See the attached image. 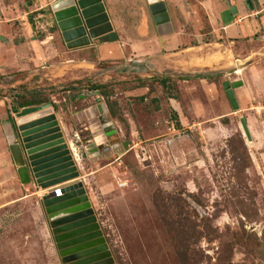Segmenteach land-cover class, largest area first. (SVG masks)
<instances>
[{"label":"rangeland","instance_id":"1","mask_svg":"<svg viewBox=\"0 0 264 264\" xmlns=\"http://www.w3.org/2000/svg\"><path fill=\"white\" fill-rule=\"evenodd\" d=\"M47 1L1 0L11 3L15 16L45 6L31 15L53 30ZM144 13L151 15L146 0ZM245 43L229 52L209 44L176 58L150 57L170 74L111 71L85 86L79 84L86 75L61 78L60 87L79 86L54 93L92 92L94 101L99 90L106 106L102 124L114 129L101 132L105 145L91 157L83 144L93 134L83 125L75 141L80 177L70 181L84 182L113 264H264V39ZM123 63L101 62L95 72ZM226 80L243 82L234 88L238 108ZM18 88L0 80V264H67L44 195L21 181L11 155L7 130ZM41 99L51 100L47 93ZM69 103L72 112L84 108L69 98L67 115Z\"/></svg>","mask_w":264,"mask_h":264},{"label":"crops","instance_id":"2","mask_svg":"<svg viewBox=\"0 0 264 264\" xmlns=\"http://www.w3.org/2000/svg\"><path fill=\"white\" fill-rule=\"evenodd\" d=\"M103 1L119 38L115 41L102 38L90 46L69 49L60 32L51 30L49 22L36 21V17L31 15L44 10L45 6L31 7L28 11L23 9L24 13L15 16L10 14L13 10L11 3L2 6L0 0V80L12 84L14 88L19 87L16 91L26 96L21 99L26 101L25 105L20 104L22 107L47 103L41 99L47 93L67 134L76 133L77 126L83 127L85 119L81 112L90 106L95 107L99 96L95 95L94 101H91L90 97L79 99L82 93L69 97L66 92L54 93L62 83L61 78L68 74H76L74 79L79 80L83 75L87 78L95 74L101 62L119 63L125 60L124 65L134 60L151 62L150 57L154 56L161 60L176 58L209 44L224 46L229 52L239 49V45L245 42L264 39V0H250V4L248 0H159L166 3L172 28L164 34L159 33L152 14L144 13V0ZM146 1L150 8V0ZM47 3L49 5L51 1ZM233 6L237 7L236 12L232 10ZM197 59L195 57L193 61ZM43 86L50 88L37 97L43 102L33 104L32 94H25V91ZM72 91L67 90L68 93ZM69 98L84 104L83 110L72 112L74 104L69 103L70 115L64 113V102H68ZM31 185L42 196L53 191V188Z\"/></svg>","mask_w":264,"mask_h":264},{"label":"water","instance_id":"3","mask_svg":"<svg viewBox=\"0 0 264 264\" xmlns=\"http://www.w3.org/2000/svg\"><path fill=\"white\" fill-rule=\"evenodd\" d=\"M52 14L62 39L69 49L90 46L96 40L107 38L115 41L119 38L114 30L110 17L106 12L103 0H50ZM251 1L248 0V4ZM237 11V7H232ZM150 11L159 33L172 31L170 16L166 3L159 0H150ZM168 28L170 30H168ZM152 61L134 60L125 66L112 65L99 70L93 75L81 80L80 86H85L91 80L107 72L141 73L154 70L159 74H170L171 70L161 72ZM221 72H201L198 74H183L187 77H209ZM243 84L242 81L231 82L226 80L224 88L234 108H238L235 89ZM78 84L59 87L58 90L74 89ZM49 87H37L25 91V94L44 92ZM99 94V90L95 91ZM19 94H22L19 92ZM94 93H82L79 99L91 96ZM95 107L84 109L87 130L93 135L91 141L83 147L89 154H96L99 148L105 145L103 133L111 135L114 132L109 123L102 124L105 119V104L101 96L96 99ZM53 103L47 102L35 106L22 107L16 100V116L9 121L8 141L12 158L17 166L21 181L25 184H34L43 189H51L56 185H63V195L57 196L54 191L43 196V205L48 217L55 228L56 243L60 255L67 264H113L114 258L108 248L106 237L94 214L92 202L81 180L71 182L80 177V165L70 140L81 138V126L77 132L67 134L62 128L57 113L53 110ZM245 131L250 138V130L246 120H242ZM102 136L100 144L96 138ZM75 139V140H74ZM77 147V145H76ZM93 152V153H92Z\"/></svg>","mask_w":264,"mask_h":264},{"label":"trees","instance_id":"4","mask_svg":"<svg viewBox=\"0 0 264 264\" xmlns=\"http://www.w3.org/2000/svg\"><path fill=\"white\" fill-rule=\"evenodd\" d=\"M102 87H104V85H101V84H96L95 85V89H97V88H102ZM41 93H34V94H32L31 96H33V100L31 101L33 104L34 103H42L43 101H40L39 100V98H37V97H39V95H40ZM20 97L22 98V97H24V98H26V96L25 95H20V94H18V96H15V98H17L19 101H21L20 100ZM30 102V101H29ZM24 103H26V101H21L20 102V104L22 105H25ZM30 104V103H29Z\"/></svg>","mask_w":264,"mask_h":264},{"label":"bare ground","instance_id":"5","mask_svg":"<svg viewBox=\"0 0 264 264\" xmlns=\"http://www.w3.org/2000/svg\"><path fill=\"white\" fill-rule=\"evenodd\" d=\"M103 137L102 136H98L96 138L97 142L100 144V142L102 141ZM72 145H73V150L75 151L76 153V158H77V162L81 161V157H80V154H79V151L76 147V145L74 144V141L73 140H70ZM93 153V152H92ZM94 155L92 154L91 157H93Z\"/></svg>","mask_w":264,"mask_h":264},{"label":"built area","instance_id":"6","mask_svg":"<svg viewBox=\"0 0 264 264\" xmlns=\"http://www.w3.org/2000/svg\"><path fill=\"white\" fill-rule=\"evenodd\" d=\"M53 191L55 192V194L57 195V196H61V195H63V192H62V186H54L53 187Z\"/></svg>","mask_w":264,"mask_h":264},{"label":"flooded vegetation","instance_id":"7","mask_svg":"<svg viewBox=\"0 0 264 264\" xmlns=\"http://www.w3.org/2000/svg\"><path fill=\"white\" fill-rule=\"evenodd\" d=\"M55 239H56V234H55ZM58 247V246H57ZM59 249V248H58ZM59 251H60V249H59ZM63 258V257H62Z\"/></svg>","mask_w":264,"mask_h":264}]
</instances>
